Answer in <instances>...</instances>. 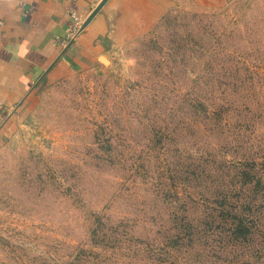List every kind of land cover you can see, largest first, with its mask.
<instances>
[{
    "label": "rangeland",
    "instance_id": "obj_1",
    "mask_svg": "<svg viewBox=\"0 0 264 264\" xmlns=\"http://www.w3.org/2000/svg\"><path fill=\"white\" fill-rule=\"evenodd\" d=\"M66 68L0 129V264H264V0L147 9Z\"/></svg>",
    "mask_w": 264,
    "mask_h": 264
},
{
    "label": "crops",
    "instance_id": "obj_2",
    "mask_svg": "<svg viewBox=\"0 0 264 264\" xmlns=\"http://www.w3.org/2000/svg\"><path fill=\"white\" fill-rule=\"evenodd\" d=\"M102 1L0 0V102L8 116L39 82L62 77L66 67L99 64L147 9L178 0H106L85 25ZM76 18L82 29L64 45Z\"/></svg>",
    "mask_w": 264,
    "mask_h": 264
},
{
    "label": "built area",
    "instance_id": "obj_3",
    "mask_svg": "<svg viewBox=\"0 0 264 264\" xmlns=\"http://www.w3.org/2000/svg\"><path fill=\"white\" fill-rule=\"evenodd\" d=\"M81 29H82V21L80 18H76V24L74 25L73 29L68 34L67 38L61 41L62 44L68 45L70 42L75 40L78 34L80 33ZM7 116L8 114L5 110V106L3 103L0 102V129L4 126Z\"/></svg>",
    "mask_w": 264,
    "mask_h": 264
},
{
    "label": "trees",
    "instance_id": "obj_4",
    "mask_svg": "<svg viewBox=\"0 0 264 264\" xmlns=\"http://www.w3.org/2000/svg\"><path fill=\"white\" fill-rule=\"evenodd\" d=\"M236 220H238V222L235 224V233H244V235L247 234L248 231L246 229H248L249 223L247 222L246 217H237L235 221Z\"/></svg>",
    "mask_w": 264,
    "mask_h": 264
},
{
    "label": "water",
    "instance_id": "obj_5",
    "mask_svg": "<svg viewBox=\"0 0 264 264\" xmlns=\"http://www.w3.org/2000/svg\"><path fill=\"white\" fill-rule=\"evenodd\" d=\"M106 2V0H103L99 6L95 9V11L91 14V16L88 18V20L86 21L85 25H87L92 18L96 15V13L102 8V6L104 5V3Z\"/></svg>",
    "mask_w": 264,
    "mask_h": 264
}]
</instances>
